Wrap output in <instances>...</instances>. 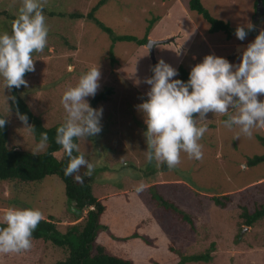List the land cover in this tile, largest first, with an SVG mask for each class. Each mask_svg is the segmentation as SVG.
I'll return each instance as SVG.
<instances>
[{
	"label": "rangeland",
	"instance_id": "1",
	"mask_svg": "<svg viewBox=\"0 0 264 264\" xmlns=\"http://www.w3.org/2000/svg\"><path fill=\"white\" fill-rule=\"evenodd\" d=\"M96 1L42 0L50 40L48 37L45 57L33 54L39 56L35 69L26 78L28 86L20 87L31 111L46 128L64 122L66 111L61 97L68 86L78 82L79 62L87 63L84 67L88 68L90 63L100 65L101 86L97 92L105 87L113 89L109 100L97 105L103 107L102 131L78 140L80 151L95 164L90 181L93 193L106 207L100 218L104 228L98 233L93 252L104 245L110 254L134 264H177L182 257L200 254H209L212 260L184 264H264V219L247 226L244 216L264 207V163L248 165L250 158L264 154V127L254 128L248 137L239 133L238 126L223 125L226 114L208 113V120L202 121L208 125L200 140L202 159L181 153L180 163L168 172L161 170L162 163L149 162L143 136L146 125L136 105L147 98L150 86L143 80L152 75L151 50L147 45L135 46V42H114L89 20L87 14ZM188 1L108 0L95 17L112 28L115 36L137 38L144 37L149 21L158 18L148 34L149 39L159 41L153 53L156 60L163 58L178 70L181 66L190 70L209 53L238 62L242 50L264 29V15L258 13L256 0H202L211 14L234 27L247 22L255 25L243 41L236 36L227 38L228 42L223 35L207 36L201 26L208 23L190 12ZM21 5L22 0H0L1 9L15 16ZM74 12L85 18L71 19ZM11 23L0 15V32L11 33ZM180 32L182 36L177 38ZM174 34L177 37L171 38ZM70 65L72 71L68 70ZM93 98L88 97L90 103ZM10 99L11 92L4 89L0 78V112L7 115L9 147L44 152L47 145L37 147L39 141L12 111ZM99 165L109 169L100 173ZM154 167L157 171L152 173ZM80 170L84 176L87 169ZM99 174L104 181L98 180ZM140 184L143 190L137 191ZM216 196L221 205L216 204ZM9 206L39 208L44 218L56 219L63 233L78 221L66 185L55 175L37 184L1 183L0 218ZM68 256L67 247L33 240L29 250L0 253V264H55Z\"/></svg>",
	"mask_w": 264,
	"mask_h": 264
},
{
	"label": "clouds",
	"instance_id": "2",
	"mask_svg": "<svg viewBox=\"0 0 264 264\" xmlns=\"http://www.w3.org/2000/svg\"><path fill=\"white\" fill-rule=\"evenodd\" d=\"M256 1L258 13L264 15V9L259 7L260 0ZM43 8L42 0H22L11 33L0 32V78L4 89L28 86L25 73L35 69L33 54L42 52L48 43L49 27ZM254 27L251 22L240 24L235 36L243 41ZM149 42V48L157 43L153 39ZM151 59L153 74L143 80L150 86L145 93L147 98L136 105L146 125L143 136L149 162L155 160L171 169L180 163L181 153L202 159L200 140L208 127L202 121L208 120V113L226 114L223 125L227 128L238 126L239 133L248 137L253 135L254 128L264 127V29L242 50L238 62L215 53L206 54L191 67L187 80L180 78L178 68L165 59L156 60L155 57V62L152 56ZM68 70L72 71L73 66ZM101 76L99 64L89 67L61 97L66 116L56 128L55 140L68 157L64 174H75L78 181L91 176L95 169V164L80 151L78 140L102 131L103 107H93L88 99L100 88ZM140 82L136 80L137 84ZM11 99L15 101L16 98L12 96ZM17 115L24 128L34 132L35 127L28 123L27 114L18 112ZM6 116L0 115V129L6 124ZM48 140V132H40L37 147L43 148ZM81 167L87 169L84 176L79 174ZM143 187L140 184L136 190L141 191ZM42 218L39 208L9 206L0 218V253L29 250L33 232Z\"/></svg>",
	"mask_w": 264,
	"mask_h": 264
},
{
	"label": "trees",
	"instance_id": "3",
	"mask_svg": "<svg viewBox=\"0 0 264 264\" xmlns=\"http://www.w3.org/2000/svg\"><path fill=\"white\" fill-rule=\"evenodd\" d=\"M108 0H98L90 8V12L87 14V18L94 21L98 26H100L106 33H108L114 42H135V46H145L148 43V34L152 26L156 23L158 18L151 19L149 21L148 31L142 38H137L132 35L125 36H115L113 29L106 26L102 21L95 17L96 12L99 10L101 5L106 3ZM169 1V0H164ZM264 1V0H263ZM257 1H255V5ZM86 6L87 4H83ZM188 7L190 12L197 16L199 14L208 23L206 27H202L204 31H207V36L210 34H216L218 36L222 35L225 37V42L235 36V29L231 23L215 17L209 9L205 7L202 0H189ZM0 15L5 17L8 21L13 23L17 16L11 14L8 9L2 10L0 7ZM50 15H56V13H51ZM72 17V18H71ZM73 20L84 19L85 16L80 12H74L70 16ZM11 23V25H12ZM51 35V33L49 34ZM180 38L182 36L181 32L174 34ZM49 40H50V36ZM210 38V36H209ZM173 42V39L170 40ZM222 42V41H221ZM228 42V41H227ZM50 47V45H49ZM48 47V49H49ZM114 49V48H113ZM47 48H44L42 52H38L37 55H42L45 57L44 53ZM137 52V51H136ZM114 55V52H112ZM37 56L36 58H38ZM34 57V59H36ZM117 62V61H113ZM77 63V62H76ZM87 63H78V71L76 72L79 76L88 69L84 67ZM89 66H96V63H90ZM76 69V66H75ZM180 78L187 80L190 70L185 66H181L179 69ZM30 72L25 73V79L29 77ZM153 74V73H152ZM11 97L15 96V101L10 99V108L17 114L24 113L28 116V123L35 127L34 136L35 139L39 141L40 132H48V144L47 149L42 153H32L25 150H18L16 148H10L8 144V121L6 119V124L3 129H0V184L3 182H20V183H42L43 180L48 176H58L66 185V194L70 203L76 208V217L78 221L74 224H70L66 233H63L58 228V222L56 219L52 218H42L39 222L37 228L33 232V240H42L44 242H52L54 245L61 248L67 247L69 249V256L66 259L57 261L55 264H134L131 260H127L123 257L115 256L106 251L104 245H99L97 250L93 252L96 245V238L98 233L104 228L100 223V218L104 213L105 207L100 203L93 193V186L90 182L93 178L87 176V180L78 181L75 179V174L65 175L63 169L67 166L68 157L61 145L56 143V127L46 128L43 125V121L36 117L31 111L30 107L25 101L23 94H21L20 88L13 87L11 90ZM113 94V89L111 87H105L100 92H97L91 101L93 107L104 101L109 100V95ZM0 115H4L0 112ZM227 118V117H226ZM74 154H77L74 152ZM264 163V154L257 155L250 158L248 165L256 166ZM112 164V162H111ZM161 170L168 172L170 168L166 164H160ZM100 166V165H99ZM98 166V167H99ZM153 167V166H152ZM109 167L101 165L97 168L100 173L107 171ZM157 169L151 168V172L155 173ZM81 173V170H79ZM102 175H98L99 181H104ZM227 197V196H225ZM159 198V197H158ZM160 199V198H159ZM162 200V199H160ZM217 205H221V200L219 196L214 197ZM162 202L166 204L163 200ZM224 205V204H223ZM89 207H94V210H89L86 217L81 219V215ZM167 208L169 206L167 205ZM178 212V211H176ZM179 213V212H178ZM182 213V212H181ZM186 220H191L190 217L182 213ZM247 226H253L257 221L264 219V207L257 209L253 214L245 213ZM212 260V256L209 254H200L193 256L182 257L181 261L177 264H184L186 262H209Z\"/></svg>",
	"mask_w": 264,
	"mask_h": 264
},
{
	"label": "water",
	"instance_id": "4",
	"mask_svg": "<svg viewBox=\"0 0 264 264\" xmlns=\"http://www.w3.org/2000/svg\"><path fill=\"white\" fill-rule=\"evenodd\" d=\"M259 7L262 9H264V5H263V1L262 0H260L259 1ZM168 41V40H167ZM167 41H164V42H167ZM150 42H152V41H150ZM150 42L148 43V47H149V44H150ZM157 43H159V41H156ZM156 43V44H157ZM153 47H154V45L152 46V47H150V50H151V56H152V58H153V60H154V62H155V55H154V53H153Z\"/></svg>",
	"mask_w": 264,
	"mask_h": 264
}]
</instances>
